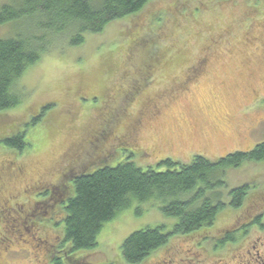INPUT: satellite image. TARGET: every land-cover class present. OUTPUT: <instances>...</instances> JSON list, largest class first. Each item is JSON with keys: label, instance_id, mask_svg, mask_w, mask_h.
<instances>
[{"label": "rangeland", "instance_id": "374dc122", "mask_svg": "<svg viewBox=\"0 0 264 264\" xmlns=\"http://www.w3.org/2000/svg\"><path fill=\"white\" fill-rule=\"evenodd\" d=\"M13 1L0 0V5ZM247 12L250 15L244 17ZM210 25L214 29L207 28ZM46 26L31 17L0 26V39L27 35L43 41L38 46L41 59L26 69L13 89L20 105L0 113L2 138L21 131L27 147L20 152L0 145V166L14 157L25 169L20 182L29 186L42 178L47 186L37 192H56L54 199L48 195L38 203L21 199L20 211L35 210L23 225L31 232L21 238L19 233L2 232L0 263L44 264L46 248L30 237L37 232L32 224L39 229L38 237L53 245L64 238L60 224L64 201L59 195L73 193L65 183L75 173L128 160L160 172L167 169L159 165L164 159L186 165L200 155L215 161L264 143V129L249 133V123L264 117V0H150L135 16L114 20L102 33L84 34L80 45L71 43L80 36L78 29L57 33ZM228 26L234 28L224 36L225 48L210 55L204 68L190 69L202 53L203 39L218 37ZM159 59L165 66L153 78L149 71L159 67ZM94 93H100L96 100L89 97ZM256 109L263 111L254 113ZM225 173V186L213 193L227 208L199 231L207 253L216 237L234 224L264 214V161L247 162ZM243 186L252 188L244 209L228 208L229 193ZM159 205L157 199L143 203L133 199L105 225L94 250L70 258L127 264L122 247L135 231L147 227L167 231L177 222ZM192 240L175 238L174 246L185 249ZM61 250L70 252L68 245ZM157 264L166 263L161 259Z\"/></svg>", "mask_w": 264, "mask_h": 264}, {"label": "trees", "instance_id": "16d2710c", "mask_svg": "<svg viewBox=\"0 0 264 264\" xmlns=\"http://www.w3.org/2000/svg\"><path fill=\"white\" fill-rule=\"evenodd\" d=\"M149 1L14 0L0 5V26L26 17L36 18L45 21L48 25L46 27L57 33L78 29L80 36L71 43L80 45L84 42V34L102 33L114 20H124L141 12ZM253 13L258 15L256 10ZM249 15L247 12L244 17ZM240 22L241 20L238 21ZM207 28L214 29L211 25ZM233 28L228 26L218 37L207 36V39H203L204 45L200 54L202 57H196V63L189 68L196 66L197 61L205 63L217 49L225 48L224 36L229 37ZM41 43L43 41L33 40L27 35L0 39V113L20 105L21 99L13 89L26 69L41 59V47H38ZM163 62L164 59L157 60L159 67L154 70L164 67ZM25 138V133L21 132L15 137L6 138L3 145L23 152L27 147ZM263 161L264 143H260L252 151L234 152L217 161L200 155L186 165L164 159L159 165L166 166L167 169L160 172L154 168L144 170L128 160L94 172L83 170L75 173L65 183L73 193L68 195L65 191L59 195L62 202L64 201V216L60 223L64 238L60 240V250L68 245L70 252L67 257L81 251L94 250L105 225L121 213L122 209L128 208L133 199L141 203L157 199L163 214L177 222L172 228L174 233L164 231L163 227H147L135 231L124 241L123 260L127 264H140L157 249L167 245L171 236L189 235L205 225H211L217 219V215L227 206L220 201L221 196L213 192L225 186L227 170L236 169L247 162ZM249 191H252L250 186L232 190L229 193L232 199L229 206L240 208ZM2 206L0 204V211ZM1 238L4 236L0 233V240ZM54 259L53 264H74L71 258L65 260L56 255Z\"/></svg>", "mask_w": 264, "mask_h": 264}, {"label": "flooded vegetation", "instance_id": "af4514ba", "mask_svg": "<svg viewBox=\"0 0 264 264\" xmlns=\"http://www.w3.org/2000/svg\"><path fill=\"white\" fill-rule=\"evenodd\" d=\"M207 61H209V59H207L205 63ZM205 63L197 61L196 66H194L193 68H204L206 66ZM149 73L153 75V78L156 76L154 67L152 68V71H149ZM151 78H149V80ZM183 82H178V84L183 86ZM146 85L147 84H145V86ZM142 87L143 85H141V89ZM135 92V95H138L139 90L135 89ZM99 94L100 93H94L89 95V97L93 96L94 98H92V100H96V95ZM262 96L256 97L252 101L253 103L251 102L250 107L254 103H256ZM108 110H114V108L108 107ZM262 111H258L256 109L254 113H259ZM252 123H255V128L252 127ZM252 123H249V126L252 127H249L250 135L251 133L255 132V129L263 131L264 117H259L256 122ZM4 141L5 139L2 138V135H0V144L2 145ZM132 153L134 154V152ZM10 158V160L7 159L8 161L4 167L1 168L0 166V204L3 205L2 211H0V218H2L0 220V233L2 236V232L12 231L14 235L19 233L18 238H21L25 231H27V233H25L26 235L31 232L30 229L23 227L24 223L27 222V217L35 216V210L33 207L26 213L25 210L20 211V206H22L23 209V204L20 203L21 199L25 197L31 200L30 203H38L39 201L37 200L43 199L44 196L50 195L54 199V194L56 192L54 190L53 192L49 190L42 193L37 192L38 190H41L43 187L47 186L42 178L39 180H32L31 183H29V186L28 184L20 182V179L24 176L25 169L23 170L21 168L22 164H19L18 166L16 165L17 160H15L14 157ZM8 170L10 171L7 172ZM26 176L30 175L27 174ZM9 183L11 185L10 188H8ZM244 203L240 208L231 207L230 209L242 210L244 209ZM250 219L251 220H247L242 224H234L230 228V230L221 235H218L215 239L216 241L213 244V247L210 249L211 251H209L208 253L205 252V249L203 247L205 242L204 238H202L201 233L199 232L201 230H198L190 233L189 235L178 234L171 236L168 240L167 245L157 249V251L153 252L152 255L147 257L146 260L140 264H157L161 259H164L166 264H264V214L260 215L259 217H250ZM34 224L35 222H33L32 228H35L37 232L33 235H30V237L45 246V252L47 253L45 254L44 264H53L56 255H58L59 258H65V260H68L71 256H73L72 254H70L67 257V254L63 250H60L59 246L61 243V239H59L58 244L53 245L50 241H48V239L43 240L42 238L38 237L39 229L36 228ZM168 231L174 233L172 229ZM8 238L11 239L10 235ZM37 238L39 240H37ZM175 238H188L189 240L193 238V242L190 244H186L187 247L183 249V245H179L178 247L174 246ZM58 247L59 250H57ZM56 251L59 254H57ZM163 252L164 254H167L166 258L162 257L161 253ZM85 259L87 260V257H85ZM80 261L81 260L75 261L74 264H93L92 262H86L83 259L81 263H79ZM0 264H5V262L1 260ZM101 264L112 263L101 262ZM120 264L125 263H123L122 261Z\"/></svg>", "mask_w": 264, "mask_h": 264}]
</instances>
